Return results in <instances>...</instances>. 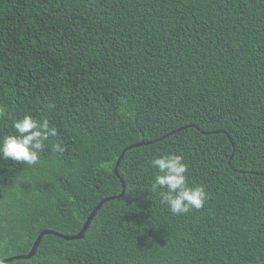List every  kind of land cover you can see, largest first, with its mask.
<instances>
[{"label":"trees","instance_id":"1","mask_svg":"<svg viewBox=\"0 0 264 264\" xmlns=\"http://www.w3.org/2000/svg\"><path fill=\"white\" fill-rule=\"evenodd\" d=\"M0 112V137L57 133L37 165L0 158V260L78 234L122 180L82 239L9 264H264V0H0ZM162 153L201 209L152 192Z\"/></svg>","mask_w":264,"mask_h":264},{"label":"clouds","instance_id":"2","mask_svg":"<svg viewBox=\"0 0 264 264\" xmlns=\"http://www.w3.org/2000/svg\"><path fill=\"white\" fill-rule=\"evenodd\" d=\"M49 107L54 105L49 104ZM12 127L15 134L0 137V158L27 165L39 163V152L45 141L57 134L55 128H49L47 121L38 122L30 115L17 119ZM53 147L56 151H64L60 145ZM150 165L155 170L151 190L158 193L173 215H183L204 206L207 193L201 185L189 186L188 168L182 155L162 153L155 156Z\"/></svg>","mask_w":264,"mask_h":264},{"label":"water","instance_id":"3","mask_svg":"<svg viewBox=\"0 0 264 264\" xmlns=\"http://www.w3.org/2000/svg\"><path fill=\"white\" fill-rule=\"evenodd\" d=\"M143 145H145V143H144V142H140L139 144H135V145H133V146H130V147L126 148V149L123 151L121 157L118 159V162H117V164H116V166H115V168H114V173H115L117 176H118V166H119L120 162L122 161V157H123V155H124L127 151H129V150H131V149H133V148H137V147L143 146ZM121 186H122V187H121V188H122V192H121L119 195H117V196H113V197H108V198L104 199L102 202H100V203L98 204V206L92 211V213L90 214V216H89L88 219L86 220V222H85V224H84L82 230H81L78 234H76V235H63V234H59V233L54 232V231H51V230H45V231H43V232H41V233L39 234V236L37 237L36 241L34 242L32 248H31V250H30V252H29L28 254H26V255H19V256H13V257H10V258L2 259V260H0V264H9V263H12V262H14V261H24V260H29V259H31V258L35 255V253H36V251H37L39 245L41 244V241H42L43 237H44V236H47V235H52V236L58 237V238H60V239H63V240H65V241H73V240H79V239H82L83 236H84V234H85L86 231L88 230L91 221L94 219V217H95L97 211H98L99 209H101V207H102L106 202H109V201H112V200H116V199H120V198H122V197L124 196V192H125V184L123 183L122 180H121Z\"/></svg>","mask_w":264,"mask_h":264}]
</instances>
